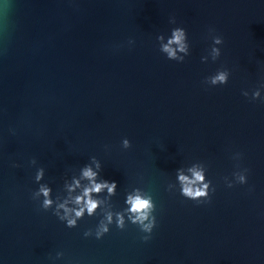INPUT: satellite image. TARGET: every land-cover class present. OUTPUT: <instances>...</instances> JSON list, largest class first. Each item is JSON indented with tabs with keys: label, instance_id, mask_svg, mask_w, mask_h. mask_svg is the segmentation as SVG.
<instances>
[{
	"label": "water",
	"instance_id": "95a60500",
	"mask_svg": "<svg viewBox=\"0 0 264 264\" xmlns=\"http://www.w3.org/2000/svg\"><path fill=\"white\" fill-rule=\"evenodd\" d=\"M175 27L182 61L160 51ZM218 69L227 83H206ZM262 85L264 0H0V264H264ZM86 165L116 186L68 227L54 210L81 206ZM193 166L207 200L181 194L177 170ZM129 195L151 198V233L129 219Z\"/></svg>",
	"mask_w": 264,
	"mask_h": 264
},
{
	"label": "clouds",
	"instance_id": "9594fccd",
	"mask_svg": "<svg viewBox=\"0 0 264 264\" xmlns=\"http://www.w3.org/2000/svg\"><path fill=\"white\" fill-rule=\"evenodd\" d=\"M170 23H175V18L170 17ZM212 31V30H210ZM163 35H158L157 40H163ZM212 45L210 47L209 56L212 60H216L220 56V49L216 47V45L222 44L223 40L221 36L213 35L211 37ZM131 44L132 41H129ZM160 51L165 53L168 59L182 61L184 59V55L188 54V43H187V35L186 31L182 27H175L171 29V34L167 39L166 43L161 44ZM183 53V55L178 56L177 53ZM208 59L207 56H202L201 60L206 61ZM229 71L227 69H218L215 74L206 77L205 82L211 85L217 84H225L228 81ZM264 86V85H262ZM242 95L248 96V91H242ZM251 96L253 99L260 97V89L257 88L252 91ZM123 147H130V142L128 139H124L122 141ZM239 153L236 154L237 158L239 157ZM93 159H95L93 157ZM35 163L33 159L31 161ZM97 167L99 168V163H97ZM191 172V177L184 175L180 170H177V180L181 186V194L192 200H197L198 202L203 198L204 200L208 199L209 195V186L211 181L205 179L204 170L197 169L195 166L189 169ZM247 169H244L240 172H234L233 176L235 177V181L238 183H245L246 176L245 172ZM81 174L84 178H87L89 181V186L84 187L81 195H77L74 198V203L76 205H81L78 208H68L67 201L64 203H60L56 205V209H63L64 214L61 216L58 211L54 210V214L62 221H66V226L73 227L76 225V218L81 217L85 210L88 215H92L93 211L98 206V201L92 199V193H99L103 188H108L109 193L113 192L116 186L115 181L101 180L97 182L95 177L97 176V172H94L91 167L84 166L81 169ZM44 175V169L42 167L37 168L35 173V180L37 182L41 181ZM228 187L232 186V181H229L227 177L224 178ZM73 186L79 187V181L74 180L72 185H68L69 191L72 190ZM50 187L46 183H40L38 189L32 193L33 199H38L40 196H43V201L41 203V207L45 210L49 209L52 206V199L49 197ZM214 191V189H212ZM126 203L130 205L128 211L135 215H131L129 217L133 223H138L141 226V230L145 233H151L152 228L155 224V217L152 216L149 219L150 213L153 210V204L151 202L150 197H141L140 195H129L127 197ZM70 213H74V216H70ZM117 227L123 228V217L120 213H117ZM106 219L108 223L112 221L111 213L107 214ZM108 232V227L104 222L100 223L99 230L96 232V238H100L103 234ZM88 232H85V235H88ZM144 240H148L149 236L142 237ZM57 255H60L59 253Z\"/></svg>",
	"mask_w": 264,
	"mask_h": 264
}]
</instances>
